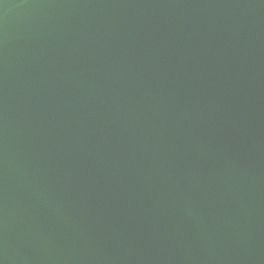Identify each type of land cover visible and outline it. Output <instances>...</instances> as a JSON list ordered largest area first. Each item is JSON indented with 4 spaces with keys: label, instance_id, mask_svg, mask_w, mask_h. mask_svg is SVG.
<instances>
[{
    "label": "water",
    "instance_id": "water-1",
    "mask_svg": "<svg viewBox=\"0 0 264 264\" xmlns=\"http://www.w3.org/2000/svg\"><path fill=\"white\" fill-rule=\"evenodd\" d=\"M0 264H264V0H0Z\"/></svg>",
    "mask_w": 264,
    "mask_h": 264
}]
</instances>
